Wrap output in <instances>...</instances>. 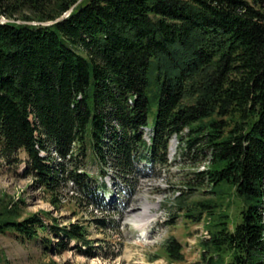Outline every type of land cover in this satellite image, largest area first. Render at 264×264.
I'll return each mask as SVG.
<instances>
[{"label": "trees", "instance_id": "16d2710c", "mask_svg": "<svg viewBox=\"0 0 264 264\" xmlns=\"http://www.w3.org/2000/svg\"><path fill=\"white\" fill-rule=\"evenodd\" d=\"M1 17L5 164L24 162L56 208L69 182L99 203L88 159L125 180L142 163L166 166L176 135L175 156L195 168L188 188L214 195L185 214L207 220L201 264H264V0H0ZM232 195L242 203L236 221ZM21 203L0 204V234L37 241L46 253L72 242L92 249L80 221L23 217ZM166 253L184 259L175 237Z\"/></svg>", "mask_w": 264, "mask_h": 264}, {"label": "rangeland", "instance_id": "374dc122", "mask_svg": "<svg viewBox=\"0 0 264 264\" xmlns=\"http://www.w3.org/2000/svg\"><path fill=\"white\" fill-rule=\"evenodd\" d=\"M0 21L6 22L8 18L1 17ZM155 118L156 110L151 124ZM20 156L23 161L26 159L24 152ZM199 168L203 169V165ZM24 171V162L9 167L0 159V204L22 200L23 217L51 212L62 224L80 221L88 229L92 249L83 252L80 245L72 242L62 254L46 253L37 241L23 240L13 233L0 234L2 264H201L200 242L209 236L207 220L197 223L185 214L193 202L214 195L206 193L208 186L196 191L188 188L195 179V168L182 153L170 154L166 166L142 163L136 176L125 180L111 166L102 175L99 166L88 159L86 172L93 179L99 203L81 199L73 182H69L61 192L59 208L51 204L41 189L33 187L32 178L25 176ZM104 184L109 190H104ZM229 203L232 221L239 220L242 203L233 195ZM146 204L152 205L155 216L140 230L135 220ZM96 220H101L102 225ZM172 237L183 246L181 262H171L167 256L166 245Z\"/></svg>", "mask_w": 264, "mask_h": 264}, {"label": "bare ground", "instance_id": "6f19581e", "mask_svg": "<svg viewBox=\"0 0 264 264\" xmlns=\"http://www.w3.org/2000/svg\"><path fill=\"white\" fill-rule=\"evenodd\" d=\"M146 132H149V129L146 128ZM152 205L146 204L143 209L142 213L140 215H137V219L135 220L136 225L140 230H143V228L149 223V221L155 216L152 211Z\"/></svg>", "mask_w": 264, "mask_h": 264}]
</instances>
